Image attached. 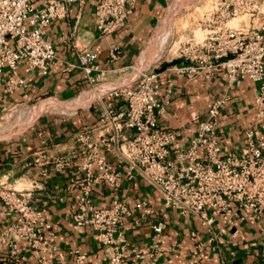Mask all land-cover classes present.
Here are the masks:
<instances>
[{"label": "built area", "instance_id": "2783aa9c", "mask_svg": "<svg viewBox=\"0 0 264 264\" xmlns=\"http://www.w3.org/2000/svg\"><path fill=\"white\" fill-rule=\"evenodd\" d=\"M138 1L99 0L93 17L99 38L123 29ZM72 2L0 0V107L5 98L27 88L19 68L25 75L35 73L40 77L59 70L47 30L68 17ZM205 12L198 24L208 30L204 39L198 43L191 39L185 47V58L194 57L196 65L175 66L172 70L189 80L196 76L208 82L221 78L229 88H237L245 81L257 85L251 125L243 134V150L231 151L218 140L219 116L227 97L214 101L204 118L193 119V136L185 145L179 144V132L159 122L171 102V91L161 95L157 74L150 68L105 93L108 101L100 122L113 126L112 146L128 170L157 191L165 210L193 217L210 229L218 218L230 224L233 218L260 219L264 214V13L259 0H214L213 7ZM118 54L119 49L113 48L111 60ZM74 57L75 61L66 63L64 70L80 69L90 84L95 83L96 53L74 46ZM119 102L124 110L116 113L114 106ZM124 130L131 134L124 135ZM76 138L87 151L80 166L85 178L73 224L78 229H92L98 243L113 249L109 264H126L130 255L119 243L123 242L122 230L132 211L120 199L102 208L89 203L94 184L102 181L109 188H117L121 171L105 161L100 147L88 135ZM105 147L111 149L109 145ZM68 166V159L54 162L56 169ZM134 210L141 212L142 220L152 214L145 201L136 203ZM1 216H13L16 221L0 234V242L12 245L20 241L41 252L56 250L52 234H44V214L31 204L28 195L0 184ZM165 229L164 221L152 224V246L133 251L135 260L130 264H157L165 252ZM84 260V255H78L76 264H84Z\"/></svg>", "mask_w": 264, "mask_h": 264}, {"label": "crops", "instance_id": "0c3cea01", "mask_svg": "<svg viewBox=\"0 0 264 264\" xmlns=\"http://www.w3.org/2000/svg\"><path fill=\"white\" fill-rule=\"evenodd\" d=\"M98 1L73 0L68 17L54 22L47 30L59 70L40 77L35 73L25 75L19 68L27 88L5 98L0 107L1 113L7 107L49 100L74 108L68 114L55 111L58 115H40L23 131L0 138V184L30 197L31 204L44 214V234H52V245L56 248L54 252H41L20 241H13L12 245L0 242V264H76L78 255L85 256L84 264H109L113 249L98 243L92 229H78L73 224L85 178L80 166L87 151L85 145L77 141L79 134L88 135L100 147L105 161L121 171L117 188L96 182L89 203L102 208L120 199L132 211L122 230L123 242L119 243L130 255L126 264L134 262L133 251L152 246V224L157 221L166 224L162 242L165 252L157 264H264V214L260 219L233 218L230 224L218 218L208 229L193 217L165 210L157 191L141 176L129 171L112 146L113 126L100 122L108 101L103 97L105 93L124 83L125 79L119 77L121 73L133 67L137 71L150 68L153 62L141 65L146 50L157 36L163 39L159 52L165 48L169 34L165 36L167 20L172 13L174 17L181 15L182 8L191 1L182 0L179 6L172 7L175 1L181 0H139L125 27L107 38H99L94 28V9ZM263 2L261 0L262 5ZM205 11L196 7L194 12L199 15L194 19L196 13L184 8L180 19L187 23L178 28V40L172 46H176L174 57L152 69L157 74L161 95L171 91V102L159 116V122L165 128L177 130L179 144L185 145L194 134L193 119L204 118L214 101L227 97L219 116L218 140L223 147L239 153L244 148V130L251 125L257 85L245 81L237 88H229L221 78L208 82L196 76L189 80L172 70L175 66L196 65L194 57L185 58L188 55L185 47L191 39L201 42L208 32L206 27L198 25L203 14H207ZM74 46L96 53L98 71L93 76L98 84L95 87L84 71L64 70L66 63L75 61ZM115 47L119 54L111 60ZM96 99H99L97 103ZM114 110L122 112L123 103H115ZM123 134L128 136L131 132L124 130ZM105 144L111 149H106ZM62 159H68L70 166L56 169L54 162ZM141 201L152 211L145 220L141 212L134 210L135 204ZM15 221L13 216H1L0 234Z\"/></svg>", "mask_w": 264, "mask_h": 264}, {"label": "rangeland", "instance_id": "374dc122", "mask_svg": "<svg viewBox=\"0 0 264 264\" xmlns=\"http://www.w3.org/2000/svg\"><path fill=\"white\" fill-rule=\"evenodd\" d=\"M186 1H184V2H186ZM190 1H191L190 3L188 2L189 5L186 4L185 7L182 8L181 15L183 14V11H184V8H185L186 10L190 11L191 13L192 12L196 13V14L193 15L194 19L199 15V14L197 15V12H194V9H196V7L199 6V7L202 8V10H208V9H211V7H213V5H214V0H201V1L200 0H198V1L190 0ZM179 3H182V0H181V2L175 1L173 3L172 7H177V5L179 6ZM260 4H261V0H260ZM261 11L264 13V2H263V5L261 4ZM174 14L175 13H172L170 15V18L167 20V28H166L165 36L168 33L169 34L165 38L166 39L165 48L161 49L162 51L159 52V49L161 48L159 45H161L163 43L162 42L163 39L159 38L157 36L156 39H154V42L151 44V47L146 50L147 54H146V56H145V58L143 60V63L141 65L146 64L145 66H147L149 63L153 62L149 66L150 70L153 69L154 66H157V65L161 64L162 62L166 61L167 59H170V58L174 57V55H175L174 54V50L176 49V46H174L173 48H172V46L178 40L177 39L178 38L177 37L178 28L184 27L185 24L187 23V21L180 19L181 15H177V16L174 17ZM244 20H245V18H244ZM237 21H239V20L233 21V25H236ZM198 37H200V36L198 35ZM184 40H186V39L184 38ZM160 42H161V44H160ZM158 47H160V48H158ZM150 53H151L152 57H154V58L151 57L152 58V62L150 61L151 59L148 58L149 59L148 60L149 63L148 62L146 63L147 55L150 54ZM140 71L141 70H139V71L135 70V67H133V68L127 70L126 72L121 73V75H119V77L121 79L130 78V77L134 76L135 74L138 75L140 73ZM97 84L98 83L95 82V83H93V86L95 87ZM92 93H94V92L92 91L91 95H93ZM103 97H105V96H103ZM98 100L99 99H96L95 103H97ZM54 102L55 101L44 100V101H38V102H30V103H28L27 105H24V106L7 107L4 111H2L0 113V138L1 137H7L8 138L9 136H11V135H13L15 133L23 131L37 117H39L40 115H43L45 113H55V114H57L55 112V111H57V112H60V113H65L66 112L68 114V113H71V112L74 111L73 107L71 108V107H68L66 105L64 106L63 104H60V103L57 104V103H54ZM37 108H39L37 110V112H35V114H32L33 110H36ZM59 115H63V114H59Z\"/></svg>", "mask_w": 264, "mask_h": 264}, {"label": "bare ground", "instance_id": "6f19581e", "mask_svg": "<svg viewBox=\"0 0 264 264\" xmlns=\"http://www.w3.org/2000/svg\"><path fill=\"white\" fill-rule=\"evenodd\" d=\"M160 41V40H159ZM163 42V41H162ZM160 44H161V42H160ZM162 45V44H161ZM161 45H159L160 47H161ZM153 46V45H152ZM160 47H158V48H160ZM160 50V49H159ZM150 55V56H149ZM154 55V54H153ZM152 55H151V53L150 54H148L147 55V61H146V63L148 62L149 63V59H151L150 61L152 62V58H154V57H152ZM149 58V59H148ZM146 60V59H145ZM154 60V59H153ZM145 62V61H144ZM141 63H143V62H141ZM150 64V63H149ZM143 66V65H142ZM141 68V67H140ZM138 75H134V76H132V77H130V78H126L125 80H123V82H126V81H130V80H134L136 77H137ZM123 84V83H122ZM122 84H120V85H122ZM119 84H117L116 86H120ZM114 87V86H113ZM112 86L110 87V88H113ZM110 88H108V89H106L105 91H108ZM104 91V92H105ZM102 94V93H101ZM39 108H37L36 110H33V112H32V114H35V112H37V110H38ZM32 116V115H31ZM28 121V120H27Z\"/></svg>", "mask_w": 264, "mask_h": 264}]
</instances>
